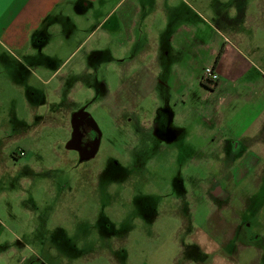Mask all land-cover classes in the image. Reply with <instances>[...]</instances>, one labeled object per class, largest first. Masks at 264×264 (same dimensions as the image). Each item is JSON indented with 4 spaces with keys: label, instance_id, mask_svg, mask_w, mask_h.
<instances>
[{
    "label": "rangeland",
    "instance_id": "1",
    "mask_svg": "<svg viewBox=\"0 0 264 264\" xmlns=\"http://www.w3.org/2000/svg\"><path fill=\"white\" fill-rule=\"evenodd\" d=\"M191 4L196 11L195 28L191 29L194 46L204 49L208 47L205 45L223 37L240 52V56L235 55L234 69L242 77L237 83L222 82L215 93L195 85L191 92L193 112L189 111L195 124L188 129L192 133L190 144L201 145L195 128L202 117L200 107L211 112L219 108L212 115L217 116L212 121L216 136L222 137L227 131L229 137L233 133L237 138H248L264 115V99H260L264 94L259 87H264V0H192ZM81 19L74 20L81 31L72 48L67 44L59 51L52 46L38 50L26 56L25 65H19L18 69L15 58L7 53L0 55V264H187L184 250H189L192 241L186 232L194 233L195 225L203 237L209 235L214 240L215 248L216 243L225 239L226 247L220 252L235 251L239 264L257 263V259L264 264V223L261 221L264 165L259 169L261 174L248 176L236 191L235 185L243 180L225 177L227 193L236 198L244 195L233 203L234 211H214L207 199H202L197 203L199 208L189 213L194 220L189 230L182 227V212H156L144 209L143 201L138 202L142 187L136 177L139 164L133 158L139 150H132L123 159L127 150H122L123 137L118 135V129L124 125L122 118L116 114L113 119L108 118L99 106L100 98L88 94L78 97L67 85L62 88L59 82L58 76L70 73L90 48L87 44L81 52L72 54L78 41L83 39V31L93 29L90 21ZM198 21L203 22L202 28L197 27ZM198 35L204 40L207 37L204 46L196 41ZM96 40L104 42V35L94 37L92 42ZM209 48L211 52L212 46ZM204 51L209 56L206 48ZM206 56H203L206 68H213L219 55ZM68 57L67 65L61 67L63 59ZM117 64L110 66L112 90L119 83ZM54 72L56 76L49 85H43L41 79L46 81ZM215 84L209 83V86ZM27 87L40 90L41 94L34 98L28 95ZM128 101L121 98L113 108H138V100ZM84 105L89 106L101 124L104 144L96 159L76 170V156L66 150L67 125L72 113ZM149 106L148 100L140 104L141 108ZM203 142L208 147L202 151L204 157L208 155V163L205 161L198 169L193 167L188 175L199 181L212 177L217 155L215 143L205 138ZM156 150L143 154L156 161L150 173L157 174L158 180L172 178L176 166L167 164L166 151L165 155H159L160 150ZM112 163H118L121 168L127 166L130 175L135 177L129 189L118 174L107 172L109 167L112 169ZM243 167L249 173L253 171V164ZM146 182L144 192L157 197L160 182ZM249 196H252L251 203L247 206ZM162 201L161 198L157 203ZM244 222L260 237L259 243L235 235L239 223ZM194 239L200 240L201 236ZM66 240L71 248L75 246L74 250L68 249ZM230 240L233 242L227 248Z\"/></svg>",
    "mask_w": 264,
    "mask_h": 264
},
{
    "label": "crops",
    "instance_id": "2",
    "mask_svg": "<svg viewBox=\"0 0 264 264\" xmlns=\"http://www.w3.org/2000/svg\"><path fill=\"white\" fill-rule=\"evenodd\" d=\"M190 1L192 2V0H0V55L7 53L21 61L28 55L36 54L38 50H48L50 46L57 49L55 51L66 48L67 44L72 48L81 31L74 20L80 22L84 17L91 22L93 29L83 31L81 35L83 39L78 41L77 48L72 54L81 51L87 44L90 51L107 52L110 66L118 63L116 70L120 72L119 83L114 89L115 95L120 94L129 101H140L143 85L145 94L149 93L162 101L168 95L166 89L168 86L174 100L184 97L193 106L192 90L195 85L204 87L202 80L206 69L203 57L206 56L205 48L209 51V46H212L211 52H207L209 56L219 55L213 65L219 75V81L212 86L213 90L209 89L211 92L215 93L224 81L225 84L228 81L231 84L237 83L242 74L236 73L234 69L235 55L240 56L239 50L228 44L223 37L215 39L211 45H205L208 47L204 49L194 46L191 29L195 28L193 22L196 11ZM202 25L203 22L198 21L197 27L202 28ZM102 35L104 42L100 43L99 40L92 42L94 37ZM205 40L199 35L196 39L203 46ZM68 61L69 57L63 59L61 67ZM147 61H153V73L147 75L139 73L140 67ZM55 76L56 72L46 81L41 79V83L47 86ZM259 87L264 94V87L262 85ZM225 100L227 101L226 98ZM199 109H206L204 114H207L205 121L208 125L207 130L201 129L199 133L221 149L227 165L225 177L228 180L230 177L235 181L243 180L239 185H235V190L243 185L248 176L254 173L261 174L259 169L264 165V115L254 134L248 138H237L233 133H229L231 136L229 137L227 131L219 137L216 136L215 127H212V121L217 118L212 115L217 113L219 108L212 112L204 107ZM223 123L224 120L221 126ZM246 164H253V171L249 173L243 167ZM210 187L208 189H211ZM243 196L239 194L238 197ZM261 221L264 223V208L261 210ZM195 226L193 236H201L197 241L207 246L209 256L184 258L187 264L240 263L236 252L231 249L226 253L218 252L216 250L219 249L218 245L215 248L212 243L214 240L209 235L203 237L201 234L203 232ZM224 241L225 239L222 242ZM232 242L233 240L229 241L227 248ZM256 262L252 264H261L258 263V259Z\"/></svg>",
    "mask_w": 264,
    "mask_h": 264
},
{
    "label": "flooded vegetation",
    "instance_id": "3",
    "mask_svg": "<svg viewBox=\"0 0 264 264\" xmlns=\"http://www.w3.org/2000/svg\"><path fill=\"white\" fill-rule=\"evenodd\" d=\"M22 59L21 61L16 60L17 69L19 65H25V59ZM109 59V54L105 51L88 50L80 56L78 63L72 67L70 73L67 72L66 74L58 76L61 78L59 82L62 88L67 85L78 97L83 94H88L91 97L100 98L99 106L102 107V111L108 118L113 119L115 114L117 117L122 118L124 125L118 129V133H120L118 135L123 137L122 150H124V152L127 150L123 159L125 160L124 157L127 158L126 155L132 150H139V152H136L137 156L133 158L136 159V161H134L139 164L136 177L142 187V194H139L138 202L143 201L144 209H153L156 210V212L159 210L166 213L182 212L184 215L182 218V227L185 228L186 226L187 230H189L190 226L194 223L193 216H190L189 213L199 208V204L197 203L202 199H207L209 208L214 211H234L232 205L238 197L236 198L235 195L232 196L224 189L226 162L220 149L216 148L217 155L212 177L206 181H199L200 179H192L191 176H188L190 175L189 173L193 171V167L198 169L200 166L205 165V161L208 160V155L204 157L202 153V151H204L203 149H207L208 147L203 142V136L199 133V130L202 129L204 131L208 128L205 121L207 114H204L206 109H198L202 113V117L195 128L197 129V137L201 139V145L193 146L190 144L192 133L188 132L190 125L192 126V123L194 124L192 115L189 114L190 110L193 112V106H191L184 97L174 100L169 93L170 89L168 86H166L168 95H166L162 101L158 100V98H154L149 93L145 94V86L142 85L140 94L142 99H140L137 109L113 108V105H119V100H121V98L123 99V97L120 94L115 95L114 89L112 90L109 88L111 71ZM152 64L153 61L144 62L140 67L139 73L145 75L152 74L154 71ZM205 88L214 89L210 86ZM61 90L63 91L64 89ZM27 92L28 95L30 94V96L34 98L36 97L35 95L39 96L41 94L40 90L36 91L30 87H27ZM147 100L150 102V106L141 108V102ZM69 118L70 120L67 125L69 140L66 142V150L75 154L76 170H81L83 168L82 166L96 159L99 155L104 144V132L94 112L89 109L88 105H84L75 110ZM183 122H185L184 125ZM116 125L118 124L116 123ZM74 132L75 141L72 145L73 149H69L68 144L73 138ZM156 149L160 150L159 155H165L163 152L166 151L167 164L176 166V171L172 178L166 179L165 177L164 179L158 180L156 179L157 174L150 173L152 172L150 167L155 164L156 161L143 154L150 150H155L157 152ZM110 165H112V169L109 167V171L107 172H109V174H118L122 181L125 180V188L129 189L131 180L135 177L130 175L127 166L121 168L118 163H112ZM198 177L199 176H197V178ZM231 179L230 177V180ZM101 181L107 183V181ZM146 181L154 182V184H159L160 182L161 189L157 197H152L153 194L144 192L147 191ZM98 185L100 186V183ZM208 187L211 189H208ZM104 190L105 189L102 191ZM199 197H201V199ZM251 197L252 196H249V201L246 204L247 206L251 203ZM161 198L163 201L158 204L157 202ZM186 233L187 237L191 239L192 244L188 247L189 250H184V258L192 256L205 258L209 256L207 246L197 241L198 239H194V233L190 232L188 234V231ZM235 235L244 240L246 239L248 242H258L260 240V237L254 232L250 224L245 222L239 223ZM66 243L70 245L69 240H66ZM216 245L219 247V249H216L218 252H220L222 248H225V242L216 243ZM72 247L73 248H71L70 245L68 249L74 250L75 246L72 245ZM82 253L81 255H83ZM119 253H121V250H119Z\"/></svg>",
    "mask_w": 264,
    "mask_h": 264
},
{
    "label": "built area",
    "instance_id": "4",
    "mask_svg": "<svg viewBox=\"0 0 264 264\" xmlns=\"http://www.w3.org/2000/svg\"><path fill=\"white\" fill-rule=\"evenodd\" d=\"M203 79L208 83L215 84L219 81V75L214 68H206L203 72Z\"/></svg>",
    "mask_w": 264,
    "mask_h": 264
},
{
    "label": "water",
    "instance_id": "5",
    "mask_svg": "<svg viewBox=\"0 0 264 264\" xmlns=\"http://www.w3.org/2000/svg\"><path fill=\"white\" fill-rule=\"evenodd\" d=\"M74 141H75V132L73 134V138L71 139V141L68 144V148L69 149H73V146L72 145L74 144Z\"/></svg>",
    "mask_w": 264,
    "mask_h": 264
},
{
    "label": "trees",
    "instance_id": "6",
    "mask_svg": "<svg viewBox=\"0 0 264 264\" xmlns=\"http://www.w3.org/2000/svg\"><path fill=\"white\" fill-rule=\"evenodd\" d=\"M202 85L207 88L209 87V83H207L204 79L202 80Z\"/></svg>",
    "mask_w": 264,
    "mask_h": 264
}]
</instances>
